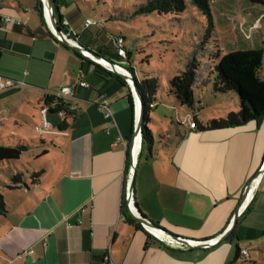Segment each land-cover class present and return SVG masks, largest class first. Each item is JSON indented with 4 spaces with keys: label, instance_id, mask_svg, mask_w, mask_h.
<instances>
[{
    "label": "crops",
    "instance_id": "1",
    "mask_svg": "<svg viewBox=\"0 0 264 264\" xmlns=\"http://www.w3.org/2000/svg\"><path fill=\"white\" fill-rule=\"evenodd\" d=\"M55 9L58 19L68 22L64 30L71 37L116 62L122 59L115 40L110 53L84 29L79 31L92 24L82 20L73 0H55ZM51 33L44 0H0V75L25 82L0 91V115L15 116L22 109L41 121L46 97L62 86L75 87L79 110L66 131L44 132L47 139L25 151L30 156L23 183L0 188L6 204L0 215V264H264V171L232 232L214 246L190 247L128 220L130 149L138 114L134 91L121 75L81 58ZM258 46L255 41L249 48ZM202 82L215 94H231L237 109L204 114L203 99L195 95ZM163 89L165 97H158L159 89L146 124L170 116L176 124L161 127L158 140L150 128L152 148H144L136 166L135 202L169 231L210 240L226 229L264 162V117L207 127L210 120L240 108L235 92H216L209 74L206 82L197 77L192 106L179 104L169 88ZM103 94L111 102L112 120L97 105ZM175 107L177 117L170 112ZM48 118L58 128V116L50 112ZM241 255L248 260L239 262Z\"/></svg>",
    "mask_w": 264,
    "mask_h": 264
},
{
    "label": "rangeland",
    "instance_id": "2",
    "mask_svg": "<svg viewBox=\"0 0 264 264\" xmlns=\"http://www.w3.org/2000/svg\"><path fill=\"white\" fill-rule=\"evenodd\" d=\"M73 1L83 21L87 18L94 21L90 27L80 26L79 31L84 29L89 37L104 45L103 48L110 53L113 51L114 40L123 36L125 47L131 55L130 64L136 70L138 78L153 75L159 77V98L165 97L163 86L168 88V79L186 70L194 58L199 62L198 77L206 82L209 74L214 81L218 74L215 68L216 52L226 53L234 49L249 48L255 41H258V47L263 50L260 74L264 78V2L260 0L211 2L215 28L210 32L206 15L191 0H186L183 11L164 14H135L137 7L148 0ZM118 63L125 67L129 65L126 59H121ZM202 84L203 82L199 83L202 87L196 88L195 95L203 99L204 114H224L225 109L236 107V98H232L231 94H215L210 86ZM32 108L38 112L36 106ZM172 110L170 112L177 117L179 109L175 107ZM21 112L22 109L15 116L12 112L0 115V143L17 145L22 141L35 145L39 141L41 143V138L47 139L45 134L35 129L42 120L25 116ZM181 115H184L183 111ZM170 117L160 120L156 125L148 123V127L155 131L157 140L161 127L168 130L176 124V118ZM28 156L30 155L24 152L19 159L0 161V188L12 182L13 171L16 173L29 168ZM253 250L250 248V252ZM237 260L242 262L248 259L241 255Z\"/></svg>",
    "mask_w": 264,
    "mask_h": 264
},
{
    "label": "trees",
    "instance_id": "3",
    "mask_svg": "<svg viewBox=\"0 0 264 264\" xmlns=\"http://www.w3.org/2000/svg\"><path fill=\"white\" fill-rule=\"evenodd\" d=\"M220 0H191V2L206 15L208 20V31H213L215 28L214 18L211 11V2ZM264 2V0H260ZM186 0H148L147 3L141 4L135 10V14L144 13H178L185 9ZM60 26L64 29L63 20L59 19ZM52 37L60 42L65 47L72 49L78 56L89 61H94L73 48L59 41L53 33ZM122 38L123 36L117 37ZM115 39V40H116ZM116 45V42H115ZM125 45V43H124ZM117 48V45H116ZM126 49V47H125ZM118 54V53H117ZM119 56V55H118ZM130 52L126 49V56H119L126 59L128 62L127 68L134 74L137 85L142 93L144 100L145 116L143 124V147L139 154L141 156L144 148L151 149L153 144V135L150 128L147 126L149 119V109L151 102L155 99L157 91L160 89L161 83L158 76H146L139 80L133 66L130 64ZM217 63L215 65L217 76L213 81V88L216 92L228 93L235 92L238 96L240 108L238 111L230 112L225 118L212 119L207 123L209 128H221L228 126H236L244 124L250 120H259L264 117V78L260 75V68L263 58V50L260 47L234 49L226 53L216 52ZM102 70L113 74L111 71L103 67L101 64L94 61ZM199 62L193 59L187 66L186 70L174 75L168 79V88L177 99L179 104L192 106L194 103L193 88L197 81V72ZM214 74V72H212ZM118 76V75H117ZM120 77L124 82L125 79ZM46 101L52 100L46 97ZM63 103L57 104V109L62 108ZM79 110L71 111L66 108L65 114L58 124V131H66L71 123L75 120ZM31 144L28 142H20L17 145H7L0 143V161L19 159L22 154L29 150ZM38 173L32 174V178H36ZM12 182L21 184L24 182V172L13 171ZM6 213V204L3 194L0 192V215ZM128 220L141 229H145L143 225L135 219L131 214L127 213ZM150 237H153L148 233ZM239 253V250H238Z\"/></svg>",
    "mask_w": 264,
    "mask_h": 264
},
{
    "label": "water",
    "instance_id": "4",
    "mask_svg": "<svg viewBox=\"0 0 264 264\" xmlns=\"http://www.w3.org/2000/svg\"><path fill=\"white\" fill-rule=\"evenodd\" d=\"M47 16H48V23L49 27L54 34V36L64 43L65 45L73 48L74 50L82 53L83 55L91 58L92 60L98 62L105 68L112 70L119 75L123 76L126 81L130 84L132 87L134 94L136 96V100L138 103V114L136 119V124L134 128L133 133V139L131 143V149H130V170L128 175V206L129 211L131 215L137 219L147 230L150 232L156 234L153 229H158L163 231L166 234L167 238H170L173 241L180 242L184 245L190 246V247H211L219 242L223 241L226 237L229 236V234L232 232L233 227L237 223L241 213L245 209L248 198L250 197V193L252 191V188L258 178L261 176L262 172L264 171V162L259 169V171L256 173V175L250 180V182L247 184V186L244 189L241 201L239 203V206L237 207L233 217L231 218L228 226L226 229L219 234L218 236L210 239V240H192L183 236H180L178 234H175L168 229L164 228L163 226L159 225L158 223L152 221L147 216H145L137 207L134 197V178H135V172H136V166L139 160V154L143 147V124H144V116H145V108H144V100L142 93L137 85L136 78L134 74L125 66L119 64L118 62L88 48L81 42H79L77 39L71 37L68 33L64 31V29L60 26L58 16L56 14L55 9V0H44ZM46 57H48L46 55ZM140 141V148L139 151L135 154V145L136 142ZM159 236V235H158Z\"/></svg>",
    "mask_w": 264,
    "mask_h": 264
},
{
    "label": "built area",
    "instance_id": "5",
    "mask_svg": "<svg viewBox=\"0 0 264 264\" xmlns=\"http://www.w3.org/2000/svg\"><path fill=\"white\" fill-rule=\"evenodd\" d=\"M6 20H11V18H6ZM64 25L68 24L67 21L63 22ZM94 21L91 18L86 19V25L89 26L93 24ZM117 45V53L119 56H126V49L124 45V40L122 38H118L115 40ZM79 84L84 87H88L89 84L85 80H79ZM25 85V82L22 80H15L9 77H5L0 75V91L7 90L14 87H20ZM50 99L49 101L44 102L43 106L40 109L42 123L40 125H36L35 129L41 133L48 132H56L58 129L55 127L53 123L48 118L50 112L55 113L58 118H63L65 114L66 108L71 111L78 110V104L74 101L76 99L75 95V87L74 86H62L58 90L54 91L48 96ZM63 103V107L57 109V104ZM97 105L100 110L104 112L105 118L107 120H112L114 118V112L111 106L110 100L103 94L100 96V99L97 101ZM190 126L195 128L197 126V122L194 116L190 117ZM241 252L248 256L249 253L246 249L241 250ZM29 253H33V250H30ZM105 259H110V256H105Z\"/></svg>",
    "mask_w": 264,
    "mask_h": 264
},
{
    "label": "bare ground",
    "instance_id": "6",
    "mask_svg": "<svg viewBox=\"0 0 264 264\" xmlns=\"http://www.w3.org/2000/svg\"><path fill=\"white\" fill-rule=\"evenodd\" d=\"M139 148H140V141H139V139H138V141L136 142V145H135V154L139 151ZM258 181V180H257ZM256 181V182H257ZM257 184V183H256ZM255 184V185H256ZM255 187V186H254ZM253 189L254 188H252V191H253ZM251 191V192H252ZM251 194L252 193H250V196H251ZM249 199V198H248ZM153 231L156 233V234H158L160 237H166V234L163 232V231H161V230H158V229H153Z\"/></svg>",
    "mask_w": 264,
    "mask_h": 264
}]
</instances>
